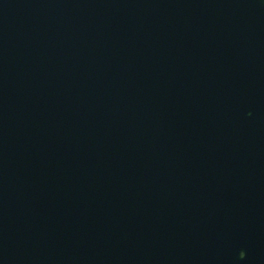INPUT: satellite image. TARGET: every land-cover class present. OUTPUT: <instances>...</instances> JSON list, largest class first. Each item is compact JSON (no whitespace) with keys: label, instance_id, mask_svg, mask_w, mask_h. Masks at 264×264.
Here are the masks:
<instances>
[{"label":"water","instance_id":"1","mask_svg":"<svg viewBox=\"0 0 264 264\" xmlns=\"http://www.w3.org/2000/svg\"><path fill=\"white\" fill-rule=\"evenodd\" d=\"M0 264H264V0H0Z\"/></svg>","mask_w":264,"mask_h":264},{"label":"snow or ice","instance_id":"2","mask_svg":"<svg viewBox=\"0 0 264 264\" xmlns=\"http://www.w3.org/2000/svg\"><path fill=\"white\" fill-rule=\"evenodd\" d=\"M240 257H241V259H243V257H244V253L243 252L240 253Z\"/></svg>","mask_w":264,"mask_h":264}]
</instances>
